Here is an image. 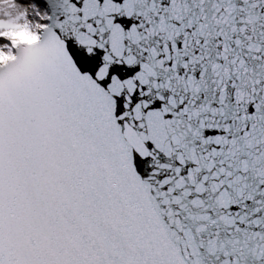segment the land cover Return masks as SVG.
Here are the masks:
<instances>
[{"label": "snow or ice", "instance_id": "6c2138e0", "mask_svg": "<svg viewBox=\"0 0 264 264\" xmlns=\"http://www.w3.org/2000/svg\"><path fill=\"white\" fill-rule=\"evenodd\" d=\"M0 264H264V0H0Z\"/></svg>", "mask_w": 264, "mask_h": 264}, {"label": "clouds", "instance_id": "9594fccd", "mask_svg": "<svg viewBox=\"0 0 264 264\" xmlns=\"http://www.w3.org/2000/svg\"><path fill=\"white\" fill-rule=\"evenodd\" d=\"M0 27L8 29L2 34L11 37L15 43L34 44L37 43L39 40V37L35 35L36 33L35 28L29 29L27 26L22 27L15 23L10 25L9 24L0 25ZM14 59L15 57L10 53H5L3 51H0V67H6Z\"/></svg>", "mask_w": 264, "mask_h": 264}]
</instances>
